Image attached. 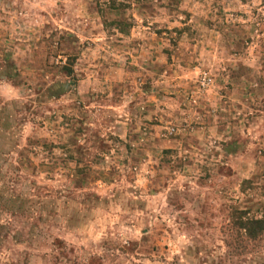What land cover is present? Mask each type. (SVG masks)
<instances>
[{
    "label": "rangeland",
    "instance_id": "rangeland-1",
    "mask_svg": "<svg viewBox=\"0 0 264 264\" xmlns=\"http://www.w3.org/2000/svg\"><path fill=\"white\" fill-rule=\"evenodd\" d=\"M234 210L264 219V0H0V264H264Z\"/></svg>",
    "mask_w": 264,
    "mask_h": 264
},
{
    "label": "trees",
    "instance_id": "trees-1",
    "mask_svg": "<svg viewBox=\"0 0 264 264\" xmlns=\"http://www.w3.org/2000/svg\"><path fill=\"white\" fill-rule=\"evenodd\" d=\"M73 63H65L60 67L61 72L66 74L67 76L73 75ZM10 122L9 120H7ZM6 123V129L3 132H9L10 130H14L10 124ZM20 126V125H16ZM2 132V133H3ZM246 211L234 210L232 213V219L234 228L237 231V236L241 239L242 242H255L261 239L264 234V219L262 218H250L247 216ZM243 234H242V233ZM246 248V247H245Z\"/></svg>",
    "mask_w": 264,
    "mask_h": 264
}]
</instances>
